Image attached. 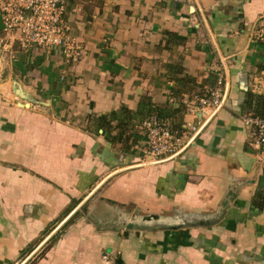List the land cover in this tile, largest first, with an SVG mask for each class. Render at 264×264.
<instances>
[{"label":"crops","instance_id":"1","mask_svg":"<svg viewBox=\"0 0 264 264\" xmlns=\"http://www.w3.org/2000/svg\"><path fill=\"white\" fill-rule=\"evenodd\" d=\"M68 2L78 61L0 49V264H264V0ZM153 117L193 141L147 161Z\"/></svg>","mask_w":264,"mask_h":264},{"label":"built area","instance_id":"2","mask_svg":"<svg viewBox=\"0 0 264 264\" xmlns=\"http://www.w3.org/2000/svg\"><path fill=\"white\" fill-rule=\"evenodd\" d=\"M68 0H0L1 32L0 49L11 41H16L23 49L30 48H59L66 61L76 62L82 56V46L76 42L70 33V26L65 20L68 12ZM252 39L264 42V24L255 28ZM11 45V44H10ZM219 77L218 86L206 89L203 95L192 100L191 112H215L223 105ZM256 86V84H253ZM246 127L251 129V139L264 165V116H257L247 112L242 116ZM145 128V142L142 147L147 161H161L179 155L193 141L197 128L192 126L191 131H179L171 128L165 121L156 117L143 121ZM187 128V127H186ZM105 264H117L113 257L104 256Z\"/></svg>","mask_w":264,"mask_h":264},{"label":"trees","instance_id":"3","mask_svg":"<svg viewBox=\"0 0 264 264\" xmlns=\"http://www.w3.org/2000/svg\"><path fill=\"white\" fill-rule=\"evenodd\" d=\"M200 88H201V86H199V85L195 86L192 93L195 92V94H204L205 92Z\"/></svg>","mask_w":264,"mask_h":264},{"label":"rangeland","instance_id":"4","mask_svg":"<svg viewBox=\"0 0 264 264\" xmlns=\"http://www.w3.org/2000/svg\"><path fill=\"white\" fill-rule=\"evenodd\" d=\"M105 253H106V252H105ZM105 253H104V254H105ZM104 254H103V255H104ZM103 255H102V257H103ZM106 255H109V254H106ZM109 256H110V255H109ZM103 263H104V262H103Z\"/></svg>","mask_w":264,"mask_h":264},{"label":"water","instance_id":"5","mask_svg":"<svg viewBox=\"0 0 264 264\" xmlns=\"http://www.w3.org/2000/svg\"><path fill=\"white\" fill-rule=\"evenodd\" d=\"M19 92V91H18ZM162 161V160H161Z\"/></svg>","mask_w":264,"mask_h":264}]
</instances>
